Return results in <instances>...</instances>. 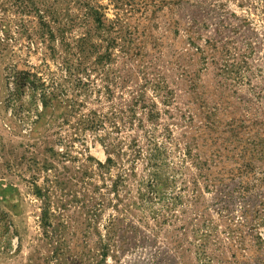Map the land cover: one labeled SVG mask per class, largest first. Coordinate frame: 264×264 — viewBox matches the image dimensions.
<instances>
[{
  "label": "rangeland",
  "instance_id": "374dc122",
  "mask_svg": "<svg viewBox=\"0 0 264 264\" xmlns=\"http://www.w3.org/2000/svg\"><path fill=\"white\" fill-rule=\"evenodd\" d=\"M218 28V62L239 71L222 82L196 52ZM211 103L218 128L264 120V0H0V264H264V183H234L219 208L185 155Z\"/></svg>",
  "mask_w": 264,
  "mask_h": 264
},
{
  "label": "trees",
  "instance_id": "16d2710c",
  "mask_svg": "<svg viewBox=\"0 0 264 264\" xmlns=\"http://www.w3.org/2000/svg\"><path fill=\"white\" fill-rule=\"evenodd\" d=\"M199 11L202 10L195 8L194 10L188 11L190 13L188 15L189 24L186 26V34H188L187 41L192 45L195 44L194 40L198 39L199 36V28L195 29L197 25V13H200ZM221 17L225 18V16H220L218 14L213 18L220 20ZM97 22L103 26L101 19H98ZM42 28H46L48 34L51 33L47 26L43 25ZM112 30L115 31L113 23L108 26V41L106 40L108 56L104 55V58L111 57L109 51L111 48H114L115 43H117V38L110 36V33L113 32ZM222 32L223 31H219V28L215 29L217 37L210 38L205 42V46L208 47L207 51H202L199 47L196 48V52L199 53L198 57L203 59L204 62L208 59L212 64L214 62V66L217 67L218 71L217 76L221 82L239 73L238 70L232 73L226 64L218 62V56L224 49V45H228L226 41H221ZM207 52L210 53L208 54ZM198 53L195 54L197 55ZM213 54L215 56H213ZM101 58L103 59V56H101L100 59ZM66 71H69V69ZM186 73L187 72H183V76L181 74L180 76L183 77V80L187 83L189 91H194L195 94L201 96L202 93H197L200 81L198 79V74L187 75ZM24 75L25 77H21L22 75L13 69L6 75V78L15 82L16 86L19 84L21 88L28 87V89L31 90L33 102L35 104H40L43 108L47 107L49 104L48 100L51 99L50 93L41 79L36 78L34 75ZM219 81L217 84L221 85ZM201 104L203 105L204 102L201 101ZM211 104L203 106V108L206 107V117H213L208 118V121L204 125L210 131L209 136L200 133L197 139L194 136L198 133H193V131L191 132L190 130L189 133L185 135L184 151L185 155L194 161V164H196V167L200 170V176L205 181L206 187L214 190L219 208H225L224 206L228 203L223 200L231 196L236 186L239 188L235 192L239 193L240 188L245 185L244 191L246 190L247 192L249 190V180L264 183V169L260 171L261 179L257 178L254 163V161H261L264 163V120L260 121L254 117H243L240 121L233 118L226 121L223 123L222 127L218 128L214 117H219L223 114V111L220 106ZM188 123L192 124L193 119L189 118ZM255 128H258L257 130L262 129L263 131L259 133V131L252 130ZM148 142L152 144L153 153L151 154V159L156 161L155 154L159 150V147L153 145L152 139H149ZM207 144H209L211 150L208 158L205 157ZM154 182L155 181L152 180L151 184ZM4 229L6 230V226H4Z\"/></svg>",
  "mask_w": 264,
  "mask_h": 264
}]
</instances>
